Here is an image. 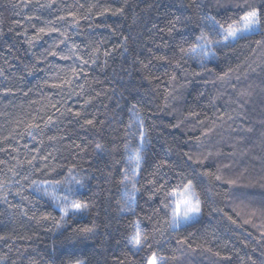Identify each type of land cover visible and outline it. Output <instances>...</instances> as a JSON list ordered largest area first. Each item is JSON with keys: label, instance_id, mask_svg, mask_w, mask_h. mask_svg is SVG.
I'll return each instance as SVG.
<instances>
[{"label": "trees", "instance_id": "obj_1", "mask_svg": "<svg viewBox=\"0 0 264 264\" xmlns=\"http://www.w3.org/2000/svg\"><path fill=\"white\" fill-rule=\"evenodd\" d=\"M262 5L0 0V264H264V16L181 51ZM43 184L86 207L64 219Z\"/></svg>", "mask_w": 264, "mask_h": 264}, {"label": "snow or ice", "instance_id": "obj_2", "mask_svg": "<svg viewBox=\"0 0 264 264\" xmlns=\"http://www.w3.org/2000/svg\"><path fill=\"white\" fill-rule=\"evenodd\" d=\"M250 10L246 11L243 15L239 16L236 19H233L231 23H228L227 26L224 24H221L219 21H213V24L211 25L210 32L215 35L213 38L212 35L209 34V32H204L197 38L198 43L190 49H181L182 52L184 51H191L196 52L197 49L201 51L202 54L207 55V53L211 50L212 46H223L227 47L232 42L237 41L240 38L245 37L246 35L253 34L260 30L261 22H262V16H264V5L260 7H253L249 6ZM43 31V29H41ZM257 44L260 43V41L256 42ZM55 55V53H53ZM89 124L92 123V121H88ZM141 140L143 141L144 133H140ZM96 147L99 149L101 148V145L97 144ZM191 159V157H189ZM140 160V153L137 151L136 153V167H139L138 161ZM219 179V177H216ZM125 180H127V176L125 177ZM125 180H122L121 183L123 184ZM231 183H234L231 182ZM133 189H135V184H133ZM169 195H175V192L170 193ZM180 199L175 201V206L172 209V218L173 223H178L180 220H188L193 215L198 214L200 212V202L197 197V194L194 191V187L192 184V181L189 180L186 185L183 186V192L180 193ZM167 207V205H165ZM71 207L77 211L81 210L83 207H86V205H81L79 203H74L71 205ZM61 211H64V209H61ZM65 215H67V212H65ZM84 231H91V229H85ZM133 247L139 250V248L142 245V237L137 230L136 234L133 236ZM146 239V238H144ZM148 264H157V258L156 255L153 254L152 258L148 261Z\"/></svg>", "mask_w": 264, "mask_h": 264}, {"label": "rangeland", "instance_id": "obj_3", "mask_svg": "<svg viewBox=\"0 0 264 264\" xmlns=\"http://www.w3.org/2000/svg\"><path fill=\"white\" fill-rule=\"evenodd\" d=\"M256 33V32H255ZM210 56V52L207 53V55H205V57H209ZM39 189L41 190V194L48 200L50 201L53 206L59 210L63 216L64 219H66L69 216H79L81 214V210L77 211L75 209H73L71 207V204L65 202L64 200L60 199L57 196V192H56V187L54 186H49L46 184L40 185ZM180 195L176 196L174 198V202L178 199H180ZM61 209H64V211H61ZM65 212H67V215H65ZM199 217V213L193 215L190 219L188 220H180L178 223H174L176 226H180L182 224H187L190 222L195 221L197 218Z\"/></svg>", "mask_w": 264, "mask_h": 264}]
</instances>
